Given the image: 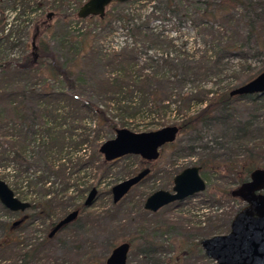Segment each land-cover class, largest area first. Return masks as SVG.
<instances>
[{
	"label": "trees",
	"instance_id": "1",
	"mask_svg": "<svg viewBox=\"0 0 264 264\" xmlns=\"http://www.w3.org/2000/svg\"><path fill=\"white\" fill-rule=\"evenodd\" d=\"M84 1L0 0V179L14 194L23 188L34 192L29 201L28 197L19 199L30 204L25 211L28 215L23 216L25 220L19 226H13L15 221L0 224L5 235L0 240V261L8 264H50V245L57 234L78 225L77 220L65 226L50 240L46 235L41 240L29 234L23 237L35 223H43L49 231L63 216L66 203L61 194L70 187L72 177L87 169H91L95 179L101 177L105 163L97 152L98 138L88 139L89 129L84 121L87 117L93 125L103 123L114 133L116 128L136 120L151 118L153 122L152 118L170 114L169 102H175L172 122L178 127L177 134L195 135L185 149L196 156L195 166L201 175L216 171L231 178L229 185L237 187L253 170H264V93L231 96L232 86L213 93L203 87L211 78L220 76L231 58L244 64L264 56V0H194L186 4L163 0L147 11L125 8L139 1L130 0L110 3L121 8L105 10L102 18L80 19L76 11ZM234 7H241L246 22L244 31L232 26L237 13ZM48 13L61 22L72 18L98 25L93 26L97 29L76 35L64 31L60 42L72 55L88 53L92 71L87 77L74 71L72 60L70 64L69 60L60 62L43 38L21 59L9 58L14 48L25 51L29 47L24 38L29 35L28 26H32L33 37L49 31ZM185 23L204 26L208 46L198 55L177 50L164 33L165 24L180 27ZM116 29L123 32V43L116 49L104 48L102 43ZM170 51L175 55L171 56ZM241 67L249 68L248 64ZM263 68L264 60L243 83ZM47 80L56 88L43 89L40 85ZM199 91H206L200 94L201 98L197 97ZM234 100L243 101L251 109L242 121H232ZM192 104L198 109L189 112ZM214 127L219 128L220 134L210 143L203 141V134ZM194 141L198 144L193 145ZM91 142L94 144L89 155L80 153ZM51 186L57 190L51 192ZM230 190H224L222 197L230 198ZM230 220L231 217L216 230L224 227L226 233ZM225 233H208L196 242L185 241L182 256L199 250L200 240ZM63 242L66 246L67 242ZM146 244L153 264H162L156 258L160 247L148 240Z\"/></svg>",
	"mask_w": 264,
	"mask_h": 264
},
{
	"label": "rangeland",
	"instance_id": "2",
	"mask_svg": "<svg viewBox=\"0 0 264 264\" xmlns=\"http://www.w3.org/2000/svg\"><path fill=\"white\" fill-rule=\"evenodd\" d=\"M162 1L139 0L125 5V8L134 7L135 9L141 8V11H147L152 5L161 4ZM173 1L186 4L194 0ZM118 8L121 7L111 4L105 10H116ZM70 10L68 9V12ZM234 10L237 13L232 26L238 31L246 30V22L241 16V7H234ZM47 20L50 26L49 31H41L39 36L33 37L32 26H28L29 35H25L24 38L25 43L29 47L25 51L21 47L14 48L9 52V58L14 60L21 59L24 52L30 53L33 50L32 44L36 47L39 39L43 38L48 41L60 62L69 60L67 63L70 64V60H72L74 64L70 65L74 66V71L87 77L91 73L90 70L92 71L88 53L72 55L68 47H65V43L61 45L60 42L64 39L62 36L64 31L76 35L87 29H97L98 27L93 26L98 25L88 20L75 21L72 18L61 22L56 16L51 15ZM203 27L202 25L200 27H191L188 23L180 27L165 24L164 33L177 45V50H188L198 55L208 46L206 42L208 39L205 38L206 32ZM123 41V32L116 29L113 32V36L106 39L102 46L116 49ZM149 53H154V50H149ZM170 55L173 56L175 53L170 51ZM263 58L264 56H259L258 58L247 60L244 64L236 58H231L220 76L215 79L211 78L203 84L204 89H210L209 92L211 93L221 92L225 87L232 86L231 88H234L242 84L252 69L260 68L263 65ZM245 64H248L249 68L241 67H244ZM55 85L52 81L47 80L43 84L41 83L40 86L46 91H51L50 89L56 88ZM202 92L206 91H199L197 97L201 98L203 96L200 95ZM176 106L175 102H169L170 114L158 119L152 118L153 122H150L151 118H144L122 127L133 132H142L173 124L174 122L172 121L175 120L173 110ZM231 107L232 121H242L251 114L250 107L243 101L234 100ZM196 109H198V106L192 104L189 106L188 111L193 112ZM107 111L110 112L109 109ZM107 115L110 117L114 116L111 113ZM84 121L86 128L89 129L87 132L89 134L88 139L98 138L96 140L97 146L113 137L114 133L103 123L93 125L89 117L85 118ZM158 122L161 123L158 124ZM218 134H220L219 128L214 127L203 134V141L210 143ZM194 138L195 135L189 132L177 134L172 143L159 148L158 158L149 164L141 163L136 155H124L115 161L105 163L102 160V156L98 153L100 161L105 163L101 177L95 179L91 169L83 170L75 177H72L69 183L70 187L65 193L61 194V196H64L62 200L66 203V211L63 215L76 209L78 211V225L70 226L65 231L57 234L50 245L51 253L48 256L50 264L53 262L57 264H102L110 250L122 242L130 244L126 264H153L155 261H153L152 257L149 258L147 256L148 252L146 253L147 244L145 245V242L147 240L148 242H153L156 247H160V253L156 255V258L162 264H214L211 260L204 257L201 249L192 250L191 253L184 256H182V252L184 253V243L187 240L196 242L204 234L225 233L223 232L225 230L224 227L222 230L216 229L221 228L243 206L237 199L222 197L224 190L228 191L235 188L234 185H229L231 178H227L216 171L205 172L204 175L200 174V177L205 182V190L203 192L178 204L162 207L154 213L147 212L142 208L144 200L150 194L158 190L170 192L172 178L181 170L195 166L196 156L188 154L185 149ZM93 144V142L91 144L86 143L81 148L80 153L84 151L86 155H89ZM197 144V141L193 142V145ZM145 167L149 169V175L139 184L132 187L120 201L113 204L110 194H107L110 188L131 177L140 168ZM90 185L91 188H88ZM86 188L88 189L86 190ZM90 189H95L96 196L92 204L84 208L82 203ZM50 190L54 192L57 187L51 186ZM84 190L86 191L83 192ZM33 193L30 189L28 191L24 188L19 192H15L16 197L23 201L25 197H28L27 201H29L28 199ZM2 208L0 205V224L4 222L12 223L17 220L24 221L25 218L23 216L28 215L26 212L21 213V215L7 214ZM25 226L26 224L23 225V227ZM47 232L45 225L39 222L35 223L33 227L27 228L25 234L22 233V235L24 234V237L29 234L33 239L41 240ZM4 236V232L0 229V240ZM63 240L67 242L66 246L63 245ZM70 247H78V250H70ZM0 264L8 263L0 261Z\"/></svg>",
	"mask_w": 264,
	"mask_h": 264
},
{
	"label": "water",
	"instance_id": "3",
	"mask_svg": "<svg viewBox=\"0 0 264 264\" xmlns=\"http://www.w3.org/2000/svg\"><path fill=\"white\" fill-rule=\"evenodd\" d=\"M130 0H85L76 11L80 19L96 16L102 18L106 7L112 3H125ZM50 17V13L46 18ZM32 47L35 48L34 44ZM264 93V68L250 80L232 88L229 95H261ZM178 133L175 124L162 126L155 130L133 132L126 128H116L113 137L101 142L97 152L105 163L115 161L124 155H136L143 161L152 162L158 158L159 148L172 143ZM148 170L112 186L109 190L111 202L116 204L127 192L138 184ZM205 190V182L196 166L181 170L172 178L170 192L158 190L150 194L143 202V210L154 213L173 203H180ZM229 195L239 200L243 206L232 216L228 231L199 241L204 257L214 264H264V170L250 172L247 180L230 190ZM96 196L91 189L83 201V207H89ZM0 205L9 212L23 213L30 208L28 202L20 201L12 189L0 179ZM77 216L73 211L60 219L48 234L69 224ZM19 221L13 226H18ZM129 250L127 243L115 246L102 264H126ZM99 264V263H93Z\"/></svg>",
	"mask_w": 264,
	"mask_h": 264
},
{
	"label": "flooded vegetation",
	"instance_id": "4",
	"mask_svg": "<svg viewBox=\"0 0 264 264\" xmlns=\"http://www.w3.org/2000/svg\"><path fill=\"white\" fill-rule=\"evenodd\" d=\"M139 159H140V158H139ZM140 161H141V163H145V164H149V163H151V162L143 161V160H141V159H140ZM152 162H153V161H152ZM144 169H147V170H148V174H147L146 176H144L143 179H142L141 181H143V180L149 175V169L146 168V167H145V168H140V169L134 174V175H136L137 173L141 172V171L144 170ZM134 175H132V176H134ZM199 175H200V173H199ZM132 176H131V177H132ZM129 178H130V177H129ZM127 179H128V178H127ZM125 180H126V179H125ZM141 181H140V182H141ZM140 182H139V183H140ZM139 183H138V184H139ZM136 185H137V184H136ZM136 185H135V186H136ZM133 187H134V186H133ZM90 190H91V189H90ZM90 190H89V191H90ZM89 191H88V193H89ZM88 193H87V194H88ZM86 196H87V195H86ZM85 198H86V197H85ZM230 198H231V197H230ZM232 199H233V198H232ZM173 204H176V203H173ZM177 204H178V203H177ZM170 205H171V204H170ZM82 206H83V203H82ZM167 206H168V205H167ZM73 211H76V212H77V216H76V217L74 218V220H72L69 224L75 222V221L77 220V218H78V211L75 209V210H72V211H70V212H73ZM70 212H68V213H70ZM68 213H66L65 215H67ZM65 215H63L60 219H62ZM60 219H59V220H60ZM59 220H57V221L55 222V224H56ZM17 221H19L20 224L22 223L21 220H17ZM17 221H15V222H17ZM15 222H14V223H15ZM20 224H19V225H20ZM55 224H54V225H55ZM69 224H67V225H69ZM19 225H18V226H19ZM54 225L50 228V230H49V231L47 232V234H46V238H47L48 240L52 239L53 236H55V234H57L61 229H63V228L65 227V226L62 227V228L59 229L57 232H55L50 238H48V234H49V232L52 230V228L54 227ZM67 225H66V226H67ZM14 227H17V226H14ZM122 243H124V242H122ZM125 243H127V242H125ZM127 244H128V243H127ZM128 245H129V244H128ZM116 246H117V245H116ZM114 247H115V246H114ZM114 247H113V248H114ZM113 248H112V249H113ZM129 248H130V245H129ZM112 249H111V250H112ZM111 250H110V251H111ZM128 252H129V250H128ZM126 259H127V258H126ZM92 264H93V263H92ZM99 264H100V263H99Z\"/></svg>",
	"mask_w": 264,
	"mask_h": 264
}]
</instances>
